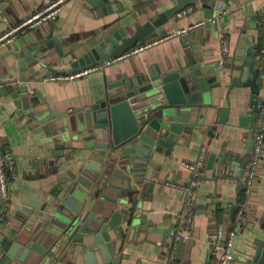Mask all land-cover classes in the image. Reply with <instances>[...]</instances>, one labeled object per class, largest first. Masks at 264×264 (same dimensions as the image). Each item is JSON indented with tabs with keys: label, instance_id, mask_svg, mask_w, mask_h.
I'll list each match as a JSON object with an SVG mask.
<instances>
[{
	"label": "crops",
	"instance_id": "0c3cea01",
	"mask_svg": "<svg viewBox=\"0 0 264 264\" xmlns=\"http://www.w3.org/2000/svg\"><path fill=\"white\" fill-rule=\"evenodd\" d=\"M52 1L0 0V37ZM147 1H138V5L144 7L137 9L129 20H124L130 13L128 9L100 13L84 0H68L54 22L43 23L19 34L10 44L0 45V90L9 83L19 82L21 70L17 67L15 53L44 48L52 28L54 36L62 39L59 45L65 53L60 57L55 48L45 50L48 51L47 62L38 75L30 76L28 98L22 97L20 87L17 88L18 98L12 96L14 92L11 90L0 94V144L14 159L9 206L3 205L0 199V228L13 226L30 201L52 197L55 188L68 179L69 173L79 171V163L89 160L88 152L81 154L49 146L43 134L36 133L34 127L25 123L21 114L22 100H35L34 106L46 114L69 113L90 107L100 101L108 77L114 81L118 74L132 76L138 70L143 72L150 68L164 71L168 66L175 70L185 54L181 38L192 45L201 44L200 52L216 74L226 72L229 75L233 67L243 66L249 51L256 56L257 66L264 71L260 39L264 0H230L227 4L224 0H197L196 4L186 7L167 23L164 31H155L123 58L112 60L104 67L92 66L98 70L85 77L53 79L68 74L61 72L73 70L72 64L95 44L98 35L121 26L130 36L135 31V23H145L148 17L174 7L177 0H156L148 5ZM199 23L203 24L196 27ZM195 30H202L204 34L193 43L191 33ZM180 31L186 32L178 34ZM224 39L230 47L227 55L222 54ZM233 75L239 76L240 73L234 72ZM225 77L222 87L216 90L218 112L211 126L213 133L204 134L187 145L180 144L174 151H167L165 161L153 176L155 188L142 195L139 215L143 216L146 228H139L124 244L123 254L127 259L123 264H214L211 245L217 235V227L224 224L229 228L233 219L232 208L245 201H248L246 226L235 240L232 264H242L248 253L247 246L261 231L264 223V158L257 168L248 199L244 190L239 188L244 184L243 177L249 170L251 157L250 152L247 166L243 169L253 113L251 90L236 87L229 92L226 85L230 79ZM226 110L224 121L219 123L222 111ZM202 147H206L204 175L195 190L196 215L192 231L189 238L178 243L176 257L172 258L174 238L171 232L177 227L185 204L184 187L191 183L192 178V172L183 163L195 162ZM223 159H226L224 164ZM219 208L225 212L223 221L216 216Z\"/></svg>",
	"mask_w": 264,
	"mask_h": 264
},
{
	"label": "water",
	"instance_id": "95a60500",
	"mask_svg": "<svg viewBox=\"0 0 264 264\" xmlns=\"http://www.w3.org/2000/svg\"><path fill=\"white\" fill-rule=\"evenodd\" d=\"M84 1L100 13L128 9L130 13L124 20L144 7L138 5L140 0ZM152 1L156 0L146 4ZM196 3L197 0H177L174 7L148 17L145 23H135L130 36L121 26L105 31L76 59L73 70L61 73L103 67L123 58L155 31H164L167 23ZM203 34L202 30L193 31L192 42L203 38ZM61 41L52 28L44 48L15 53L21 70L19 82L3 86L0 94L11 90L12 96L18 98L20 87L22 97L28 98L30 76L42 71L47 52L55 48L58 56L64 57ZM180 41L185 45V54L175 70L168 66L164 71L150 68L138 70L132 76L118 74L114 81L108 77L100 101L90 107L46 114L34 106L35 100H22L25 123L43 134L49 146L81 154L88 152L89 160L81 161L79 171L69 173L52 197L30 201L13 226L0 228V264H123L127 259L124 244L139 228H146L143 216L139 215L141 198L155 188L153 176L165 161L167 151L213 133L211 126L218 112L216 90L222 87L225 76L230 79L226 85L229 92L236 87L251 90L253 113L242 161V168H246L260 104L264 101V71L249 51L243 66L233 67L229 75L216 74L201 54V44L192 45L185 38ZM234 72L240 75L234 76ZM226 113L227 110L222 111L219 123ZM239 188L244 190L245 185ZM237 208H232V217ZM247 247L242 264H264V223Z\"/></svg>",
	"mask_w": 264,
	"mask_h": 264
},
{
	"label": "built area",
	"instance_id": "2783aa9c",
	"mask_svg": "<svg viewBox=\"0 0 264 264\" xmlns=\"http://www.w3.org/2000/svg\"><path fill=\"white\" fill-rule=\"evenodd\" d=\"M68 0H54L45 8L41 9L29 19L24 21L18 27L9 29L5 34L0 37V45L10 44L19 34L25 33L27 30L34 29L43 23L54 22L65 2ZM203 23L196 24L195 26H201ZM180 31L178 34H181ZM177 34V35H178ZM260 39H261V53L264 54V15L260 21ZM230 51L229 43L227 39L222 41V54L227 55ZM111 63V61L109 62ZM104 67V66H103ZM97 67H90L80 69L69 74H61L53 77V79L66 80L85 77L95 71ZM260 117L258 119L257 126L254 130V145L251 151L249 170L243 177L244 179V193L245 198L248 199L252 187L255 183L257 168L264 158V101L260 104ZM206 155V147H202L198 159L193 162H184L183 165L192 172L191 183L184 187L186 193V200L183 210L180 215L177 227L171 232L174 238L173 243V256L176 257L178 250V243L184 239L190 237L195 211V190L198 188L202 177L204 175V162ZM14 159L11 153L4 150L0 144V199L3 205L9 206L10 201V186H11V174L14 168ZM248 212V201L242 202L238 205L235 212L232 225L226 228L224 224H220L217 227V235L212 241L211 254L214 259V264H232L235 260L234 256V243L236 238L241 235L246 226V215Z\"/></svg>",
	"mask_w": 264,
	"mask_h": 264
},
{
	"label": "trees",
	"instance_id": "16d2710c",
	"mask_svg": "<svg viewBox=\"0 0 264 264\" xmlns=\"http://www.w3.org/2000/svg\"><path fill=\"white\" fill-rule=\"evenodd\" d=\"M216 216L218 217L219 221H223V218L225 216L224 209L219 208L216 212Z\"/></svg>",
	"mask_w": 264,
	"mask_h": 264
}]
</instances>
